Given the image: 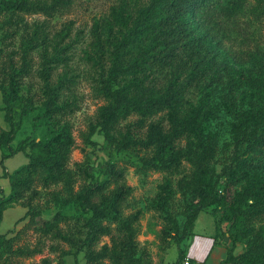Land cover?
<instances>
[{"label":"rangeland","instance_id":"obj_1","mask_svg":"<svg viewBox=\"0 0 264 264\" xmlns=\"http://www.w3.org/2000/svg\"><path fill=\"white\" fill-rule=\"evenodd\" d=\"M31 1L36 6L55 3L47 12L39 7L33 11H0L2 53L11 54L16 66H19L20 52L25 48L29 68L28 73L21 76L18 90L19 104L26 107V113L21 114L19 106L12 112L16 125L12 144L17 140L22 142L28 137L41 136L53 121L55 124L66 122L73 138L65 162L74 172L72 189L77 190L103 178L105 162L122 168L123 178L119 181L129 185L130 190L121 201L118 217L123 218L135 211L138 214L134 222L137 228L134 236L138 248L136 255L143 250V264H170L179 252H184L192 227L181 240L162 233L160 228H170L172 219L181 227L186 209L185 196L174 191L165 205L157 202V184L162 180L163 171L142 164V159L150 155L149 149H116L99 129L88 135V124L93 121L97 106L108 99L103 89L105 84L109 82L115 87L131 76L130 72H125L113 79L107 78L114 51L121 50L118 41L130 26L138 8L149 9L148 5H151L161 9L163 0ZM117 5L123 6L124 13L129 15L125 24L111 21L110 26L93 27L94 20L101 22L110 18L111 7ZM145 14L146 11H143L141 20ZM187 24L190 32L182 38L166 36L162 41L145 39L141 42L146 52L145 59L142 67L135 72L138 80L132 91L141 98L156 95L173 77L180 88L177 113L182 114L190 106L199 105V115H207L204 132L215 140L210 164L214 173L220 176L217 184L220 188L221 181L235 168L234 162L246 156L244 141L239 138L234 143L233 126L240 131L264 127V121L257 115L260 110L264 111V0H243L241 8L233 13L217 6L201 8ZM134 55L139 56L136 47L122 54L120 60L123 64L130 63ZM230 72L235 76L233 82L229 79ZM50 91L54 102L61 105L60 111L48 123L36 117V127L31 128L32 117L41 113ZM151 118H161L166 124L165 110L156 112ZM1 124L6 122L0 109ZM179 142L182 144L183 139ZM18 155L23 157L22 151L7 156L6 162L0 158V183L3 168L10 171L23 162ZM7 165L9 168L6 169ZM188 166L189 163L182 160V168L175 177L187 171ZM248 166L245 165V168ZM112 185L113 181L109 180L102 191ZM33 186L38 190L36 193L26 191L29 207L38 209L43 217L50 216L58 208L57 202L63 198L58 191L60 183L43 187L35 180ZM236 186H231L230 192ZM230 202L227 197L214 210V204L203 207L200 220L210 224L206 215L209 214L214 226L216 224L218 242L236 254L243 249L242 243L235 238L241 219L231 213ZM60 211L63 218L58 225L68 240L42 233L31 224L21 227L25 220L9 229V209L2 221V232L10 235L20 227L11 241V247L21 246L27 250L39 247L41 251L30 254L12 252L6 257L14 264H29L38 261L41 256H47L55 264H84L83 237L90 210L75 209L68 202ZM97 220L109 222L111 234L118 235L116 218ZM104 241L109 242L106 234L99 237L95 247ZM50 244L56 248L50 249ZM4 256V251L0 249V263ZM104 261L110 264L106 259ZM223 264L231 263L224 261Z\"/></svg>","mask_w":264,"mask_h":264},{"label":"trees","instance_id":"obj_2","mask_svg":"<svg viewBox=\"0 0 264 264\" xmlns=\"http://www.w3.org/2000/svg\"><path fill=\"white\" fill-rule=\"evenodd\" d=\"M242 2L243 0H163L161 9L152 8L151 5H148L151 9L138 8V12L136 11L130 20V26L118 41L121 50L114 51L107 78L110 80L125 72H130L131 76L115 87L109 82L105 84L103 89L108 99L97 106L94 119L88 124V135L99 129L102 136L112 142L116 149H149L150 155L142 159V164L163 171L162 180L157 184V202L165 205L174 191H179L185 196L186 209L181 227L169 217L172 219L171 227L162 226V233L181 240L191 229L198 211L210 204H214V210L229 197L231 213L241 219L235 238L242 243L243 249L236 254L227 249L220 263L230 261L231 264H264V127L240 131L238 127L233 126L234 143L236 144L239 138L244 141L243 152L246 156L234 162L235 168L221 181V187L218 188L220 176L214 173L210 164L215 140L204 132L207 115H199V105L190 106L182 114L177 113L180 88L173 77L156 95L141 98L132 91L138 80L135 72L142 67V61L145 59L146 52L141 44L143 40L162 41L166 36L182 38L190 32L187 23L199 9L217 6L233 13L241 8ZM53 3L55 2L36 6L31 0H0V11H33L39 7L47 12ZM143 11H146V14L141 20ZM109 16L110 18L101 22L94 20L93 27L110 26L111 21L125 24L129 20V15L124 13L121 5L112 6ZM134 47L139 56L134 55L132 62L123 64L120 56ZM25 52L26 49L23 48L20 52V65L16 66L12 55L2 53L0 48V109L2 119L6 122L5 128L0 127V158L3 160L18 150L27 158L26 162L9 172L3 168V175L8 178L9 191L5 195L0 193V218L5 207L18 203L25 207L23 217L26 219L21 227L31 224L42 233L68 240L58 222L63 218L60 208L70 202L75 209L90 210L83 237L84 264H105L104 259L110 264H143L141 257L144 252L139 251L136 255L138 248L134 240L137 212L129 213L123 218L118 217L121 201L130 190L129 185L119 181L123 178L122 168L115 167L112 162H105L102 168L103 178L73 190L71 184L74 172L65 163L73 138L66 122L55 124L53 121L41 136L28 137L22 142L17 140L12 144L16 131L12 119L13 109L19 106L21 114L26 113V107L19 104L18 94L20 78L28 73L29 69ZM229 79L232 82L235 80L232 72L229 73ZM60 109L61 105L54 102L50 91L44 100L41 113L32 117L31 128L36 127V117L48 123ZM161 110H165V125L161 118H151ZM257 115L264 121V111L260 110ZM244 117L249 118L247 115ZM244 124L246 125V121ZM181 139L182 144L179 142ZM182 160L189 163L187 171L175 177L182 168ZM35 180L43 187L60 183L58 191L63 198L57 202L58 208L48 217L41 216L38 209L29 207L26 191H38L33 186ZM109 180L113 181L112 187L102 191ZM235 185L237 186L230 192L229 188ZM105 217L117 219L118 235L111 234L109 222L97 220ZM214 227L213 242H217L216 224ZM19 229L20 227L10 235H7L8 232H0V249L5 253L0 264H14L6 257L8 253L30 254L41 251L39 247L30 250L21 246L12 248L11 241ZM105 234L109 236V242L104 241L95 247L99 237ZM49 248L55 249L56 246L50 244ZM182 254L179 252L170 264ZM29 264L55 263L47 256H41L38 261Z\"/></svg>","mask_w":264,"mask_h":264},{"label":"crops","instance_id":"obj_3","mask_svg":"<svg viewBox=\"0 0 264 264\" xmlns=\"http://www.w3.org/2000/svg\"><path fill=\"white\" fill-rule=\"evenodd\" d=\"M0 126L5 128L6 124H1ZM18 151L13 152L12 154ZM17 157L20 161H23L22 163L27 161V158L24 155V153H23V157L19 155ZM7 159L8 157L6 156L3 160L6 162ZM7 168H9L8 165L6 166V169ZM6 171L9 172V170ZM0 190H1V194L4 195L7 194L9 191V182L7 176L5 175L2 176V182L0 183ZM9 209L10 212H8L9 215L8 221L9 223H11L8 226L9 229L18 226L19 224H22V222L26 219V217H23L25 212V207L18 203L11 204L2 210V214L0 218V232L4 230L2 226V221L6 215V212ZM201 214H202V210L198 211L193 221L192 234L186 239V242L184 244V252L188 253L195 259L199 260L200 264H221L220 262L225 257L226 254V248L218 241L213 242V234L215 227L212 217L209 214H206L208 219L210 220V224H209L207 221L200 220ZM199 223L201 224L200 226Z\"/></svg>","mask_w":264,"mask_h":264},{"label":"built area","instance_id":"obj_4","mask_svg":"<svg viewBox=\"0 0 264 264\" xmlns=\"http://www.w3.org/2000/svg\"><path fill=\"white\" fill-rule=\"evenodd\" d=\"M173 264H200V262L188 253L183 252L182 256L176 259Z\"/></svg>","mask_w":264,"mask_h":264}]
</instances>
